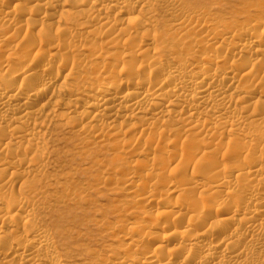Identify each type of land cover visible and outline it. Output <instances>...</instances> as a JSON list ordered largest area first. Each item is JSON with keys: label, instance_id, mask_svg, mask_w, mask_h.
<instances>
[{"label": "bare ground", "instance_id": "6f19581e", "mask_svg": "<svg viewBox=\"0 0 264 264\" xmlns=\"http://www.w3.org/2000/svg\"><path fill=\"white\" fill-rule=\"evenodd\" d=\"M207 1L0 0V264H264V0Z\"/></svg>", "mask_w": 264, "mask_h": 264}, {"label": "rangeland", "instance_id": "374dc122", "mask_svg": "<svg viewBox=\"0 0 264 264\" xmlns=\"http://www.w3.org/2000/svg\"><path fill=\"white\" fill-rule=\"evenodd\" d=\"M209 3H206L205 6L206 7H211L210 11L216 14H222L223 16L229 17L227 14L231 11H234V7L238 4V2H236V0H212V1H207ZM237 3V4H236ZM225 4V5H224ZM224 6V7H223ZM113 51V50H112ZM110 49H107L106 47L103 48V52H112ZM84 55H86L85 53H83ZM97 63V62H96ZM107 71L106 70H99L96 74L93 75V80L96 84V86H99L100 84H102V82H104L105 78L107 77ZM66 136V135H65ZM70 135H67V137ZM71 143L70 144H59L57 147V149H60V152H64V150L66 151H70L73 150V148L71 147L72 143L75 141V139L73 140L71 138ZM91 146H87V148H90ZM99 160H103L104 158V154H99L98 156ZM69 159V158H68ZM79 163V162H78ZM75 162V164H78ZM66 166H68L69 164H65ZM73 167H75V165L70 166L69 170L73 169ZM100 171H94L93 175L96 176H100ZM112 187L109 186V184H105L102 186V188L99 189V191L97 193H93L91 195V199L93 201V204L90 206V212L88 215V219L83 218L81 219V222L78 223V225L76 226H72V227H76L75 229H82L83 233L87 232L90 234L89 238H83L78 240V242L80 243H91V248L94 247L93 242H91L93 240V238L95 237V226L93 224H91V222H88L90 219H104L105 222L108 223H114L116 221L119 220H124L126 218H123L125 215H120L119 217H116L115 215H112L111 211L112 209H110V206L115 205L116 206V202L125 199V195L124 194H119V195H113V193L115 192H111L110 189ZM87 211V209H85ZM85 211V212H86ZM96 211L98 212V215L96 213ZM83 226H80L79 224H82ZM95 239V238H94ZM90 240V241H89ZM100 241V239H98ZM105 244H112L110 243V241L104 239ZM101 242L97 243L100 244ZM113 246H116V244H112Z\"/></svg>", "mask_w": 264, "mask_h": 264}]
</instances>
